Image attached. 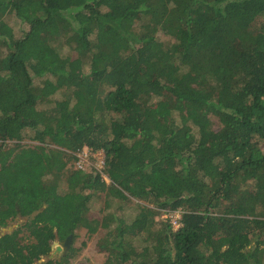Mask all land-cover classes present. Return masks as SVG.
Segmentation results:
<instances>
[{"label":"trees","instance_id":"obj_1","mask_svg":"<svg viewBox=\"0 0 264 264\" xmlns=\"http://www.w3.org/2000/svg\"><path fill=\"white\" fill-rule=\"evenodd\" d=\"M17 218L0 264H70L41 260L83 229L103 264H264V0H0Z\"/></svg>","mask_w":264,"mask_h":264},{"label":"rangeland","instance_id":"obj_2","mask_svg":"<svg viewBox=\"0 0 264 264\" xmlns=\"http://www.w3.org/2000/svg\"><path fill=\"white\" fill-rule=\"evenodd\" d=\"M23 143H26V144L32 143L33 144V141L26 138L23 141ZM78 156L80 157L78 164L82 165L84 168H86L90 164L100 168V166H102V164L104 162V153L102 151L92 153V152H89L85 149ZM88 156H91L94 159V161L92 160L89 162ZM100 205H98V207ZM26 220H27V218H17L14 222H12L9 225V228L0 229V235L6 233L9 229H14V228L18 227L19 225L24 223ZM97 239H98L97 236H95V235L89 236L87 234L86 230H84V229L81 230L78 233V236L75 239V241L72 242V247H75L76 250H78V251H77L75 257L70 260V264H103L105 262L106 255H104V253H101L98 251ZM62 255H63L62 251H59L56 253V251L53 250L52 252L48 253L47 257H43V259L41 261L45 262V261L52 259V258L59 259Z\"/></svg>","mask_w":264,"mask_h":264},{"label":"built area","instance_id":"obj_3","mask_svg":"<svg viewBox=\"0 0 264 264\" xmlns=\"http://www.w3.org/2000/svg\"><path fill=\"white\" fill-rule=\"evenodd\" d=\"M80 158V157H79ZM82 166V165H81ZM182 212L180 210L174 212H168L161 215L164 220H169L175 230L181 227Z\"/></svg>","mask_w":264,"mask_h":264},{"label":"water","instance_id":"obj_4","mask_svg":"<svg viewBox=\"0 0 264 264\" xmlns=\"http://www.w3.org/2000/svg\"><path fill=\"white\" fill-rule=\"evenodd\" d=\"M8 231L11 232L12 229H9ZM72 242H73V235H70L69 237H67L65 240L61 242V245L56 246V253L59 251H62V254L66 255V253L71 248Z\"/></svg>","mask_w":264,"mask_h":264},{"label":"flooded vegetation","instance_id":"obj_5","mask_svg":"<svg viewBox=\"0 0 264 264\" xmlns=\"http://www.w3.org/2000/svg\"><path fill=\"white\" fill-rule=\"evenodd\" d=\"M7 228H9V226L7 227ZM5 229V228H4ZM12 231H13V229H12ZM7 232H9V231H7ZM6 232V233H7ZM5 234V233H4ZM3 235V234H2ZM63 240H59V239H55L54 241H52V243L50 244V252H52L53 250L54 251H56V246L57 245H61V242H62ZM63 256V255H62Z\"/></svg>","mask_w":264,"mask_h":264},{"label":"bare ground","instance_id":"obj_6","mask_svg":"<svg viewBox=\"0 0 264 264\" xmlns=\"http://www.w3.org/2000/svg\"><path fill=\"white\" fill-rule=\"evenodd\" d=\"M81 154V153H80ZM78 159H79V156H78ZM79 161V160H78Z\"/></svg>","mask_w":264,"mask_h":264}]
</instances>
